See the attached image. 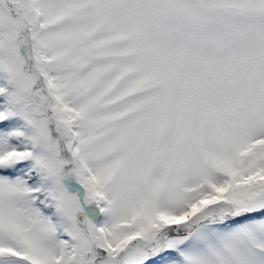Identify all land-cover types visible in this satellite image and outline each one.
<instances>
[{"label":"snow or ice","instance_id":"6c2138e0","mask_svg":"<svg viewBox=\"0 0 264 264\" xmlns=\"http://www.w3.org/2000/svg\"><path fill=\"white\" fill-rule=\"evenodd\" d=\"M0 264H264V0H0Z\"/></svg>","mask_w":264,"mask_h":264}]
</instances>
